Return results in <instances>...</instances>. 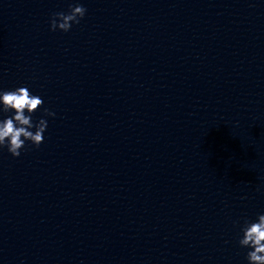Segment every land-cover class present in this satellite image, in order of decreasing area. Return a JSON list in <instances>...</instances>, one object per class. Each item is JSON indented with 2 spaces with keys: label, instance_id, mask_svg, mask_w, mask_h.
I'll return each instance as SVG.
<instances>
[{
  "label": "clouds",
  "instance_id": "9594fccd",
  "mask_svg": "<svg viewBox=\"0 0 264 264\" xmlns=\"http://www.w3.org/2000/svg\"><path fill=\"white\" fill-rule=\"evenodd\" d=\"M87 9L81 4L70 5L69 11L54 13L50 20V30L57 29L68 32L73 24H79ZM44 104L42 98L33 95L27 87L15 90L0 91V112H14V116L0 120V148L6 147L13 157L21 155L25 142H31L39 147L44 141V132L48 122L40 118L33 123L32 114ZM46 116L54 117L55 113L44 110ZM27 113V115L25 114ZM35 128V131L30 129ZM242 238L238 243L241 247L249 248L247 252L248 264H264V214L258 215L257 221H245L241 228Z\"/></svg>",
  "mask_w": 264,
  "mask_h": 264
}]
</instances>
